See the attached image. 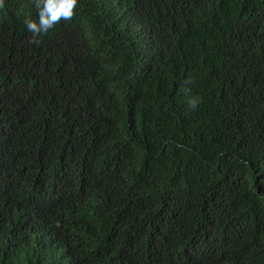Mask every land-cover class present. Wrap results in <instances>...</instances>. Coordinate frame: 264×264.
<instances>
[{
  "label": "trees",
  "instance_id": "obj_1",
  "mask_svg": "<svg viewBox=\"0 0 264 264\" xmlns=\"http://www.w3.org/2000/svg\"><path fill=\"white\" fill-rule=\"evenodd\" d=\"M29 15L0 7V264H264V0Z\"/></svg>",
  "mask_w": 264,
  "mask_h": 264
},
{
  "label": "clouds",
  "instance_id": "obj_2",
  "mask_svg": "<svg viewBox=\"0 0 264 264\" xmlns=\"http://www.w3.org/2000/svg\"><path fill=\"white\" fill-rule=\"evenodd\" d=\"M79 0H35L38 21L26 16L24 24L26 29L32 33L31 43H40V37L49 33L62 20L73 19L76 14ZM0 7H3V0H0ZM198 98L189 101V107H197Z\"/></svg>",
  "mask_w": 264,
  "mask_h": 264
}]
</instances>
